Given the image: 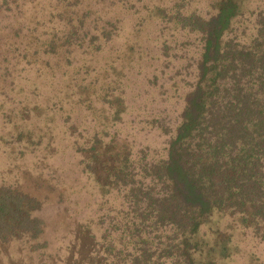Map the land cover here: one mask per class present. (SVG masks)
Listing matches in <instances>:
<instances>
[{
    "label": "trees",
    "instance_id": "trees-1",
    "mask_svg": "<svg viewBox=\"0 0 264 264\" xmlns=\"http://www.w3.org/2000/svg\"><path fill=\"white\" fill-rule=\"evenodd\" d=\"M124 6L117 4L116 9L123 13ZM128 6L135 4L128 0ZM131 15L132 28L117 35L125 43H117L113 36L119 19L109 22L108 28L99 22L91 38L102 44L95 47L86 48L77 39L81 26L76 18L68 22V30L67 25H54L56 42L49 36L33 37L36 51L49 54L50 63L35 64L32 75L13 79L18 81L15 89L24 95L21 104L32 117L31 129L39 134L40 142L27 144L39 151L45 136L52 147L69 133L68 147L90 154L92 159L83 158L80 165L93 180L95 188L91 184L90 191L98 189L103 197L102 216L86 223L101 220L103 225L109 220L94 250L103 264H215L206 259L212 240L204 228L210 221L226 215L238 219L243 228L264 231V10L252 13L251 23L241 0H212L206 11L179 0L145 3L143 11ZM150 17L162 25L154 38L143 31ZM164 28L184 48L179 58L183 64L172 66L185 83L182 92L176 89L183 105L173 124L153 108L161 99L153 86L170 59L178 57L170 52ZM59 41L64 47L56 46ZM109 44L111 52L103 56ZM76 46L80 50L74 55L70 48ZM97 52L103 53L101 58ZM93 62L100 63L95 71L101 76L100 83L93 84L95 90L90 70L84 69ZM81 84L83 92L77 97L74 87ZM84 91L90 98L86 102ZM38 103L47 113L54 108L76 113L81 108L76 119L83 120L66 129L67 117L63 123L57 116L48 122L33 114L32 106H43ZM123 124L131 137L157 130V136H165L164 147L134 148L121 141ZM101 156L103 164L95 168L92 163ZM96 169L106 174L105 180L96 176ZM43 199L40 190L0 186L1 243L43 233L44 223L35 215Z\"/></svg>",
    "mask_w": 264,
    "mask_h": 264
},
{
    "label": "rangeland",
    "instance_id": "rangeland-1",
    "mask_svg": "<svg viewBox=\"0 0 264 264\" xmlns=\"http://www.w3.org/2000/svg\"><path fill=\"white\" fill-rule=\"evenodd\" d=\"M165 1L175 3L179 0H129L131 4H135V7L128 6V0H0V186L32 193L40 190L44 196L42 207L35 213L36 217L44 223L43 233L33 239L23 238L5 244L0 242V264H103L101 255L95 258L94 250L95 247H99L96 243L100 242L103 232L109 226L108 219L104 220L103 225L100 223L101 220H94L89 225L86 223L90 217L101 218L102 216L99 210L103 197L99 195L98 189V192L90 191L92 190L90 185L94 184L93 180L87 172L83 173L84 164L80 165L83 158L92 159L90 154L86 156L82 151L76 152L73 146L68 147L69 133L67 136L63 134L61 142L57 141L58 145L52 147L48 144L49 137L45 136L42 144L38 145L39 151L34 148L35 146L27 144L29 140L40 142L37 139L39 134L31 129L34 125L33 120H30L31 116L27 112L25 103L21 104L24 95L20 96V92L15 89L18 81L15 82L13 79L27 76L32 71L30 69L36 67L35 64L45 66L50 63L49 54L40 53V55L36 51L34 40L38 36L42 37V40L49 39L47 38L49 36L52 41H55L52 39L56 33L54 25L57 28L67 25L65 30H68L71 27L68 22L71 18H76L79 21L77 26H81L77 39L80 38L81 44L86 48L88 45L95 47L102 44L92 41L91 38L99 22L100 27L108 28L109 22H116L119 19V22H116L119 31L113 36L117 43H125L124 38H117V35L124 34L132 28V22L129 21L133 18L131 14L143 11L145 3L158 2L159 4ZM186 1L193 9L203 11H206L207 5L212 2V0ZM77 3H79L78 6ZM241 3L245 17L247 16L248 20L251 19V23L255 17H251L252 13L257 14L260 10H264V0H241ZM117 4L125 5L123 13H120L122 8L119 9L120 12L116 9ZM60 8L62 11L59 10ZM148 11L152 13L153 10ZM82 19L84 24L80 23ZM145 27L144 33L150 31L148 34L154 38L157 34L159 35L162 25L156 18L150 17ZM163 33L172 44L171 54L178 57L170 59L169 68H166L167 71L164 74H160L159 83L153 86L158 90L161 98L153 105V108L163 112L166 115V121L170 120L169 123L173 124L183 105L180 92L183 91L181 87L184 88L185 83L182 82L183 76H177L172 66L183 64L179 58L184 48L177 46L175 40L170 38V32L165 28ZM106 35L104 32L103 38H106ZM57 45L60 48L64 47L61 41ZM110 45L103 48L104 54L97 52L96 56L99 58L102 54L107 56V53L111 52ZM70 49L76 55L80 47ZM162 62L163 60L157 61L155 64L160 65ZM99 65L100 63L93 62L84 68L90 70L93 81L92 90L96 88L93 84L100 83V73L95 71ZM82 66L86 65L82 62ZM177 87H180V92L176 90ZM82 92V84L80 87L77 85L74 87L77 97ZM83 94L84 102L90 100L86 92ZM76 96L74 98H77ZM38 104L43 106L34 109L32 106L29 110L39 115L40 119H44L45 116L48 122L57 116L60 119L57 121L63 123V119L66 120L67 117L68 123L64 125L66 129L75 127V124H80L83 120L76 119L81 108L77 107L76 113H66L55 108L50 111L51 113H47L44 104ZM121 128L123 132L119 133L118 139L134 144V148L164 147L165 136H157V130H145L137 137H131L127 134L126 124L121 125ZM73 133L75 134L74 130ZM70 137L73 140V137ZM28 149L33 150L28 151ZM47 153L55 156L52 159L47 157ZM92 164L95 168L103 164L102 156L98 158V162ZM95 174L99 178L97 169ZM105 175H100L103 180ZM204 230L209 233V239L212 240L211 245L206 248L207 261H215V264H264V231L255 232L243 228L238 223V219L226 215L216 217L214 223L210 221ZM211 247L215 250L209 253L208 249Z\"/></svg>",
    "mask_w": 264,
    "mask_h": 264
}]
</instances>
